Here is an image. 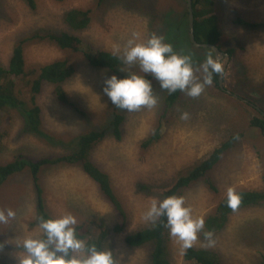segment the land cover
<instances>
[{
    "label": "rangeland",
    "instance_id": "obj_1",
    "mask_svg": "<svg viewBox=\"0 0 264 264\" xmlns=\"http://www.w3.org/2000/svg\"><path fill=\"white\" fill-rule=\"evenodd\" d=\"M213 1L221 31L228 36L227 45L233 48L234 53L224 71V91L219 92L211 83L205 85L204 91L195 98L182 92L173 108L166 112L165 122L161 121L164 123L161 137L143 149L142 142L154 132L165 110L162 101L168 93L161 90L148 74L146 78L151 80L157 98L155 107L125 110L121 139L108 138L92 151L91 160L108 174L126 214L123 232H111L106 242V249L108 247L113 252L117 264L148 263L150 248L126 246L125 235L150 225L143 214L152 198L159 200L157 189L169 185L179 172L184 173L208 157L230 136L241 135L211 172L217 192L212 193L199 183L181 195L185 206L191 208L193 217L204 220L226 196L229 187L235 192L264 190V137L250 124L253 118L264 115V28H246L233 22L239 18L248 24L264 23V1ZM33 2L35 8L31 9L24 0H0V62L7 65L16 40L27 38L24 51L27 66L44 65L64 58L75 65L76 74L64 85V90L85 113L84 116L62 107L51 86H43L37 97L43 132L53 136L56 143L69 140L71 135H80L87 129L100 127L102 114L112 105L102 92L104 80L112 74L89 68L81 54L60 51L32 37L64 31L81 38L92 50L107 51L123 58L129 40L134 43L145 41L153 34L155 19L160 25L163 18L169 21L172 17L168 40L177 54L183 47V32L172 29L176 26L177 17H181L179 10L185 7V0H108L102 5L98 0ZM145 6L156 16L150 17ZM70 9L89 11L91 23L85 31L73 32L65 26L63 15ZM198 57L204 60L203 54L198 53ZM191 62L194 76L202 82L201 64L193 58ZM128 66L130 73L145 75L138 65ZM181 113H187V118L181 119ZM12 119L15 122L8 127L7 118L0 114L1 128L9 132L5 140L0 141V164L18 154L36 160L64 154V145V148H59L60 145L55 148L27 136L21 132L18 115H13ZM42 176L45 205L52 217L71 214L77 225L88 221L96 225L103 223L108 229L120 223L118 214L78 168L57 167L45 171ZM139 186L150 187L152 191L141 192ZM3 209L13 210L15 217L0 224V260L17 264V257L23 256V248L18 245L25 238H39L42 233L33 225L35 196L27 172L8 179L0 186V210ZM211 239L214 243L209 246L201 231L191 248L214 252L221 264H258L264 256V206L235 211L229 216L225 228L211 235ZM185 250H181L180 244L171 237L170 264H193L184 260Z\"/></svg>",
    "mask_w": 264,
    "mask_h": 264
},
{
    "label": "trees",
    "instance_id": "obj_2",
    "mask_svg": "<svg viewBox=\"0 0 264 264\" xmlns=\"http://www.w3.org/2000/svg\"><path fill=\"white\" fill-rule=\"evenodd\" d=\"M24 1L31 9L35 8L33 0ZM107 1L108 0H98V3L102 5L107 3ZM183 6H185L183 10H179V12L181 11V17H177L178 21L176 26L172 29L179 33L181 31L183 32L184 41L183 47H180V55H189L191 60L193 58L194 61L202 64L208 55V50H197L190 44L188 39L186 4ZM146 11L149 16H154V14L151 13L152 10H149L147 7ZM192 11L194 18V37L196 42L199 44L214 45L220 51L228 54L229 57L233 56V48L228 47L227 45L229 38L221 31L220 21L214 1L192 0ZM173 20L174 18L172 17L169 18V21L163 18L160 25H158L157 19H155L156 25L153 29V34L164 37L165 42L170 43L174 50V45L168 40L169 25L173 23ZM233 22L238 26L246 28H264V23L253 25L248 24L239 18H235ZM63 23L73 32H83L91 23L90 13L89 11L82 9H70L64 13ZM32 38L36 41L49 43L63 52L81 54L86 65L97 72L110 73L116 75L118 78H124L131 74L129 72V66L123 63V58L121 56L103 50H92L81 38L68 32H49ZM28 40L29 39L27 38L16 40L12 46L7 65H3L0 62V114L5 115L7 118L8 127L15 122L13 121L12 116L15 114L18 115V118L20 119L19 126L23 134L40 139L55 148L59 147V145V148H64V145L65 152L64 154H55L37 160L27 158L21 154L14 156L12 160L0 164V186L16 175L25 172L28 173L35 196V221L33 222V225L39 227L38 218H54L47 211L45 205L42 174L45 171H51V169L57 167L78 168L95 184L100 195L120 217V223L114 225L112 229H108L103 223H98V225H96L95 223L91 224V222L88 221H83L74 226L77 239L83 241L86 246H95L97 250H105L109 235L112 233L119 234L123 232L126 222V214L123 211L121 202L113 190L108 174L102 171L91 160V154L93 149L104 140L108 138H113L115 140L121 139V126L124 122L125 110L116 108L113 105L108 106L104 114H102L100 120L102 124L100 127L87 129L80 135H71L72 137H70L69 140H63L61 142L57 141L56 143L53 140V136L47 135L43 132L42 112L37 104V97L43 86H51L58 103L62 107L73 111L79 116H84L85 113H83L77 103L68 97L64 90V85L75 76L76 67L66 58L44 65L27 66L24 51L28 44ZM198 53L203 54L204 60L199 57L196 58ZM199 71L201 72V70ZM212 83L215 84V87L220 92L218 86V74L213 75ZM181 93L182 92L179 90L173 93L168 92L163 98L162 102L165 110L160 115L159 122L157 123L154 132L142 142L141 146L143 149L150 147L159 139V137H161L160 131L164 124H162L161 121L163 120L165 122L166 112L173 108L178 97L181 96ZM153 94L155 95L154 90ZM224 96L226 97L227 95ZM250 124L251 126L258 128L264 137L263 116L255 119L253 118L250 121ZM8 133L7 130L3 131L0 125V141L5 140ZM240 137L241 135L239 134L230 136L226 142H223L218 148L214 149L208 157L197 162L184 173L179 172L169 185L157 189L156 195L159 196V200H162L167 196H181L199 183L203 184L212 193H216L217 187L215 180L211 176V172L218 164L221 157L234 147L236 141ZM139 191L150 193L152 188L139 186ZM236 193L240 195L241 200L235 209L227 206L225 196L218 202L214 211L204 218V228L202 229L203 236L204 233H211V235H213L222 231L228 222L229 216L235 211L264 206V190L238 191ZM42 236L43 234L41 233L39 238H42ZM170 238L171 236L164 224V218L161 217L155 224L150 223V225L145 228L125 235L124 243L126 246L134 249L151 247L147 264H170ZM183 258L185 261L193 264H221L219 257L214 252L206 249L187 248L184 252ZM0 264L12 263L9 260H0ZM258 264H264V256L261 257Z\"/></svg>",
    "mask_w": 264,
    "mask_h": 264
},
{
    "label": "clouds",
    "instance_id": "obj_3",
    "mask_svg": "<svg viewBox=\"0 0 264 264\" xmlns=\"http://www.w3.org/2000/svg\"><path fill=\"white\" fill-rule=\"evenodd\" d=\"M135 37V34H133ZM123 63L136 64L145 75L131 73L124 78L112 75L104 80L102 92L116 108L136 111L141 107L151 109L155 107L157 98L153 94L151 80H155L161 90L169 93L186 92L189 97H197L205 85L212 83L214 74L223 70V62L219 54L208 50L200 70L204 73L202 82L197 81L189 55L174 52L170 43L164 37L151 34L140 43L128 41V47L123 52ZM181 119L187 118V113H181ZM241 197L231 187L226 190L227 206L235 209ZM15 217L11 209L0 210V224L7 223ZM164 218L165 227L169 235L180 244L181 250L191 247L197 239V234L204 228L201 217H193L190 207L185 206L182 196H167L162 200L152 198L150 206L143 214L145 221L155 224ZM76 219L71 214L58 218H38V226L43 234L42 238H25L18 247L23 248V256L17 257V264H117L113 252L107 249L97 250L95 246H86L77 239L75 230ZM208 245L214 241L211 233H204ZM73 253L80 255H73Z\"/></svg>",
    "mask_w": 264,
    "mask_h": 264
},
{
    "label": "water",
    "instance_id": "obj_4",
    "mask_svg": "<svg viewBox=\"0 0 264 264\" xmlns=\"http://www.w3.org/2000/svg\"><path fill=\"white\" fill-rule=\"evenodd\" d=\"M186 8H187V22H188V39L190 44L194 49L197 50H209L211 49L215 54H219V58L223 62V70L222 73L218 74V86L221 91H224L223 87V75L224 71L227 67V64L229 62V55L220 51L217 47L214 45L210 44H199L196 42L195 37H194V18H193V11H192V0H185ZM227 94H230L229 92L226 91ZM231 95V94H230ZM234 98H237L236 96L233 95ZM264 117V115H263Z\"/></svg>",
    "mask_w": 264,
    "mask_h": 264
},
{
    "label": "bare ground",
    "instance_id": "obj_5",
    "mask_svg": "<svg viewBox=\"0 0 264 264\" xmlns=\"http://www.w3.org/2000/svg\"><path fill=\"white\" fill-rule=\"evenodd\" d=\"M226 6V5H225ZM229 6V5H228ZM210 7V6H209ZM202 9V8H201ZM205 9H206V7H205ZM208 9V8H207ZM1 13V12H0ZM238 21H240V20H238ZM133 26V25H132ZM124 27V26H123ZM174 34V33H173ZM19 67V66H18ZM57 78V77H56ZM58 79V78H57ZM60 81V80H59ZM3 86V85H2ZM7 86V85H6ZM85 86V85H84ZM62 89V88H61ZM73 90V89H72ZM70 91V90H69ZM82 91V90H81ZM80 92V91H79ZM82 93V92H81ZM2 101V100H1ZM5 101V100H4ZM61 101V100H60ZM9 105V104H8ZM43 107V106H42ZM78 111V110H77ZM248 116V115H247ZM12 123V122H11ZM6 130V129H5ZM246 140V139H245ZM85 143V142H84ZM67 145V144H66ZM73 148V147H72ZM69 149V148H68ZM90 157V156H89ZM86 167H88V166H86ZM98 170V169H97ZM103 171V170H102ZM109 173V172H108ZM69 177V176H68ZM94 180V179H93ZM101 181V180H100ZM82 188V187H81ZM158 198V197H157ZM97 204V203H96ZM96 208V207H95ZM98 208V207H97ZM96 208V209H97ZM100 209V208H99ZM61 211V210H60ZM94 212V211H93ZM175 239V238H174ZM151 248V247H150Z\"/></svg>",
    "mask_w": 264,
    "mask_h": 264
}]
</instances>
